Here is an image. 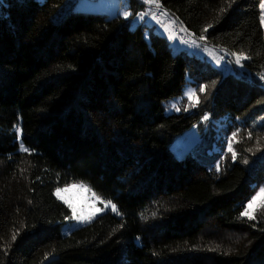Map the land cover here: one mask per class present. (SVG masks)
<instances>
[{
	"label": "trees",
	"instance_id": "obj_1",
	"mask_svg": "<svg viewBox=\"0 0 264 264\" xmlns=\"http://www.w3.org/2000/svg\"><path fill=\"white\" fill-rule=\"evenodd\" d=\"M78 1L0 0V264H264V207L241 216L264 186L262 0H160L200 42L248 56L242 77L131 29L141 0L127 19ZM187 84L198 105L167 113ZM77 183L120 214L61 233L55 192Z\"/></svg>",
	"mask_w": 264,
	"mask_h": 264
},
{
	"label": "rangeland",
	"instance_id": "obj_2",
	"mask_svg": "<svg viewBox=\"0 0 264 264\" xmlns=\"http://www.w3.org/2000/svg\"><path fill=\"white\" fill-rule=\"evenodd\" d=\"M76 7L86 11L102 12L110 17L120 16L125 18L124 13L129 12V0H79L76 4ZM148 9H149V5L146 7L144 11ZM151 9L153 10V12L156 13L157 17L163 22V24L167 25L168 31L166 32L164 27L161 24H158L155 20H151L150 16H146L143 21H140L137 16L130 23L131 29L134 30L137 27L143 26L146 28L147 32L152 31L154 33L159 34L160 36H163L167 40L168 45L174 54L183 53L190 57H193L199 61L200 66L204 69H218L221 70L225 76L231 74H234L235 76H239V77H242L243 75L248 76V71L246 70L245 66L241 67L235 62L236 56L228 53V51L226 50L219 49L200 42L197 38H194L193 36H191V34L185 31L184 26L178 22L177 18L169 14L166 10L163 9L158 10L155 7H152ZM154 9H156V11ZM164 12H167L168 15L167 16L162 15V13ZM172 21H175V23H172ZM170 34L174 35L176 39H169ZM182 40H187L189 41V43L187 44L182 43L181 42ZM191 40H196L197 43L200 45V47L197 48L193 46L190 43ZM241 63L243 64V60L241 61ZM190 89H196V88L187 84L184 88L183 95L177 98L176 100L169 102V107H168L169 110L167 111V113L174 111L175 112L193 111L194 107L197 106L198 103L195 104V106H193L194 102L189 101L188 97L185 95V93ZM173 103H177V106L180 108L179 111H176L174 108L171 107ZM207 116H208V120H210L211 119L210 116L209 115ZM197 140H198V128L195 126L185 131L179 138H177V140L173 145V152L177 157L179 158L183 157L185 153H187L189 150L193 148ZM81 184L84 185L87 189H90V187L85 185L84 183H77L75 185H81ZM261 188H264V186ZM92 193L93 191L91 189L90 191L71 189L68 192L62 193V195L65 196V198L69 199V201L77 208L78 212L82 208L85 209V211L87 212H92L94 211V209H101V211L95 213V216L93 218L95 219L99 215L103 214L106 210L109 209L111 210V207L105 208L104 204L94 200L92 198ZM58 200L63 203L61 199ZM93 204H94V208L92 207ZM70 213L71 215L69 216V218H67L65 223L61 226V233L63 234H68L72 230L89 223V222L79 223L76 220L71 219L70 218L72 216L71 210Z\"/></svg>",
	"mask_w": 264,
	"mask_h": 264
},
{
	"label": "snow or ice",
	"instance_id": "obj_3",
	"mask_svg": "<svg viewBox=\"0 0 264 264\" xmlns=\"http://www.w3.org/2000/svg\"><path fill=\"white\" fill-rule=\"evenodd\" d=\"M143 3L149 5V9L141 12L138 14V19L140 21H143L144 18L146 16H150L151 20H155L158 24H161L165 31H168V27L167 25L163 24V22L157 17L155 12L151 11L152 7H155L156 9H160L162 7V5L160 4V0H143ZM260 9H261V16H260V23L262 26H264V0H262L261 4H260ZM223 11V9H222ZM130 15H132L130 12H125L124 16L127 19ZM162 15L167 16L168 13L164 12L162 13ZM172 23H175V21H172ZM211 25H208L207 27H205L204 31L207 32L208 28H210ZM186 31V29H185ZM169 39H176V37L174 35H169ZM200 40H204L205 37L204 36H200L199 37ZM182 43H189V41L187 40H182ZM193 46L195 47H200V45L197 43L196 40H191L190 42ZM232 55L236 56V63L238 65H240L241 67H243L244 65L241 63L242 60H247L249 59L248 56L241 54H236V53H232ZM261 80H264V74L261 75ZM205 90V88L203 86H201L199 88L200 92H203ZM185 95L188 97L189 101H193V106H195V104L199 103V98L197 97V90L196 89H190L188 90ZM172 108H174L176 111H179L180 108L177 106V103H173L171 105ZM204 120H208V116L205 115L204 116ZM20 130L17 128V133L19 134ZM237 133H233L232 134V138L235 139ZM20 150L24 151V152H29L30 150L28 148H26L22 143L20 146ZM228 150L230 152H232L233 155V159H235L236 157V153L232 148V142L229 141L228 143ZM247 161H245L246 163ZM71 189H79L81 191H90V189H87L84 185H69L63 189L61 188H57L56 190V196L58 199H61L63 201V203L71 210L72 212V216L70 217L71 219L76 220L79 223H86V222H91V220L94 218L95 213L101 211V209H94V211L92 212H87L85 211V209H80V211H77V208L69 201V199L65 198V196L62 195V193L68 192ZM92 198L96 201H99L100 203L104 204L105 208L111 207V210L113 212H117V214L119 215L120 213L117 210V207L114 203H112V201H104L102 199H100V197L97 196V194L95 192L92 193ZM260 206V207H264V188H261L260 191L252 197V199L249 201V203L247 204L245 210L243 212H241V216L242 217H247V219L249 220H254L256 217L254 215V212L256 210V208ZM92 207L94 208V204L92 205ZM13 241H15L16 239V235H13L12 237Z\"/></svg>",
	"mask_w": 264,
	"mask_h": 264
},
{
	"label": "built area",
	"instance_id": "obj_4",
	"mask_svg": "<svg viewBox=\"0 0 264 264\" xmlns=\"http://www.w3.org/2000/svg\"><path fill=\"white\" fill-rule=\"evenodd\" d=\"M247 70V69H246Z\"/></svg>",
	"mask_w": 264,
	"mask_h": 264
}]
</instances>
